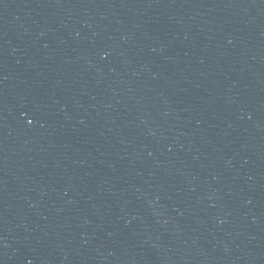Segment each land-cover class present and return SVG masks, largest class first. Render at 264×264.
<instances>
[{
  "label": "water",
  "instance_id": "1",
  "mask_svg": "<svg viewBox=\"0 0 264 264\" xmlns=\"http://www.w3.org/2000/svg\"><path fill=\"white\" fill-rule=\"evenodd\" d=\"M0 264H264V0H0Z\"/></svg>",
  "mask_w": 264,
  "mask_h": 264
}]
</instances>
